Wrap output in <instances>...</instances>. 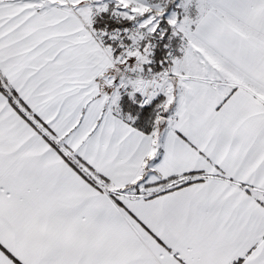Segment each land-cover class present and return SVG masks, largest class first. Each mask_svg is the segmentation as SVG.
Instances as JSON below:
<instances>
[{"label": "snow or ice", "instance_id": "6c2138e0", "mask_svg": "<svg viewBox=\"0 0 264 264\" xmlns=\"http://www.w3.org/2000/svg\"><path fill=\"white\" fill-rule=\"evenodd\" d=\"M111 2L0 0V264H264V0Z\"/></svg>", "mask_w": 264, "mask_h": 264}, {"label": "trees", "instance_id": "16d2710c", "mask_svg": "<svg viewBox=\"0 0 264 264\" xmlns=\"http://www.w3.org/2000/svg\"><path fill=\"white\" fill-rule=\"evenodd\" d=\"M93 22V29L98 31L100 29H111L117 25L112 21L108 20V16L106 14L99 15L94 17ZM120 24L128 25L130 23L124 22L120 20ZM162 27L167 28V25L164 20H162ZM170 31L165 32L164 38H159L158 35H154L155 39V49L154 53L151 57L153 64H150L149 67L155 71L159 72L166 66V55L169 49H175L178 44V40L173 38L171 41L168 40V35ZM165 45H168L166 48ZM116 55V54H115ZM162 61L164 63H162ZM137 104H133L132 101L128 99V97H123L120 101V107L122 112L130 113L131 115L137 116L136 123L138 126L147 129L148 125L150 124L153 118V104L154 102L149 105L148 107L139 108L138 107V96H136Z\"/></svg>", "mask_w": 264, "mask_h": 264}, {"label": "built area", "instance_id": "2783aa9c", "mask_svg": "<svg viewBox=\"0 0 264 264\" xmlns=\"http://www.w3.org/2000/svg\"><path fill=\"white\" fill-rule=\"evenodd\" d=\"M98 16V15H97ZM96 17V16H95ZM108 20L109 21H112V22H114V23H117V25L115 26V27H113V28H111V29H100V30H98V31H96L97 33H100V32H104V33H106V35L105 36H103V37H101V40H102V43H103V45L104 46H111L112 48H113V54H119V52L122 50L120 47H119V44L120 43H124V44H127V43H129V41H127V39H126V37L124 36V32H123V29H125V28H128V29H131L132 27H133V25H122V24H120V20L117 18V17H115V16H109L108 17ZM114 31H119V33H120V38L119 39H117V40H111V39H109L108 38V35L107 34H111V33H113ZM152 44H154V45H156V43H155V39H153L152 41ZM154 49H155V46L153 47V49H152V55H153V53H154ZM169 52H171L173 55H177V53H176V50L175 49H169L168 50V52H167V54L169 53ZM152 55H151V57H152ZM167 56V55H166ZM150 64H153V62H152V59H151V63ZM150 64H148L147 65V69H146V73H147V70L150 68L149 67V65ZM151 69V68H150ZM152 70V69H151ZM152 72L153 73H156L155 71H153L152 70ZM140 96H139V99H138V102L140 101ZM147 106H149V105H147ZM147 106H145V107H147Z\"/></svg>", "mask_w": 264, "mask_h": 264}, {"label": "rangeland", "instance_id": "374dc122", "mask_svg": "<svg viewBox=\"0 0 264 264\" xmlns=\"http://www.w3.org/2000/svg\"><path fill=\"white\" fill-rule=\"evenodd\" d=\"M104 2H106V3H108V11H106V12H104V13H101V14H99V15H103V14H106L108 17L109 16H112V9H113V3L111 2V0H105ZM150 2H152V3H156L157 2V0H150ZM179 2H180V0H172V2L171 3H168L167 4V6H166V9H165V12H164V21H165V23H166V14L165 13H167L168 15H170L172 12H176L177 14H178V16H180V14L182 13V9H180V8H178L177 7V4H179ZM98 15V16H99ZM119 19V18H118ZM119 20H121V21H124V22H127V23H130V24H128V25H133V23L132 22H129V21H126V20H122V19H119ZM134 26V25H133ZM154 39V37L153 38H151V41ZM177 39V38H176ZM143 43V42H142ZM177 47H178V44H177ZM115 55V54H114ZM147 66V65H146ZM146 69H147V67H146ZM145 73H146V70H145ZM136 96H138V99H139V95H136ZM160 99H161V97H157V98H155L149 105H151L153 102H154V104H153V111H154V108H155V105L157 104V103H159L160 102ZM148 107V106H147ZM154 115V114H153Z\"/></svg>", "mask_w": 264, "mask_h": 264}, {"label": "crops", "instance_id": "0c3cea01", "mask_svg": "<svg viewBox=\"0 0 264 264\" xmlns=\"http://www.w3.org/2000/svg\"><path fill=\"white\" fill-rule=\"evenodd\" d=\"M105 1V0H104ZM166 15V19H167V17L169 16L167 13H165ZM194 14V9L193 8H189V15H193ZM181 15V14H180ZM94 19V18H93ZM174 49V48H173ZM175 50H176V53L178 54V52H177V47L175 48ZM114 55V54H113ZM115 56V55H114ZM146 65L144 66V70H146ZM137 95H139V94H137ZM123 97H127V95L126 94H122V96H121V99L123 98ZM121 101V100H120ZM120 103V102H119Z\"/></svg>", "mask_w": 264, "mask_h": 264}]
</instances>
